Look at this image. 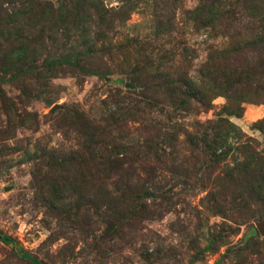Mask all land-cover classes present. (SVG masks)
Segmentation results:
<instances>
[{
	"label": "rangeland",
	"instance_id": "374dc122",
	"mask_svg": "<svg viewBox=\"0 0 264 264\" xmlns=\"http://www.w3.org/2000/svg\"><path fill=\"white\" fill-rule=\"evenodd\" d=\"M260 9L0 0V264H264Z\"/></svg>",
	"mask_w": 264,
	"mask_h": 264
},
{
	"label": "trees",
	"instance_id": "16d2710c",
	"mask_svg": "<svg viewBox=\"0 0 264 264\" xmlns=\"http://www.w3.org/2000/svg\"><path fill=\"white\" fill-rule=\"evenodd\" d=\"M259 11H261V14H258L257 18L260 19L261 23H264V10L260 9ZM199 12H197L195 15H192L193 19H196L197 17H199ZM208 15V14H207ZM186 87L189 90H194L195 91V84H193L192 80H189L188 83L186 84Z\"/></svg>",
	"mask_w": 264,
	"mask_h": 264
}]
</instances>
